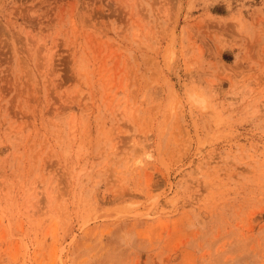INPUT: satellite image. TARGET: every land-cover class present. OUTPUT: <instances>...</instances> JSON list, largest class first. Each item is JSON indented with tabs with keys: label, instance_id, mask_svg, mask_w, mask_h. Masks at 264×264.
I'll return each mask as SVG.
<instances>
[{
	"label": "rangeland",
	"instance_id": "1",
	"mask_svg": "<svg viewBox=\"0 0 264 264\" xmlns=\"http://www.w3.org/2000/svg\"><path fill=\"white\" fill-rule=\"evenodd\" d=\"M0 264H264V0H0Z\"/></svg>",
	"mask_w": 264,
	"mask_h": 264
}]
</instances>
